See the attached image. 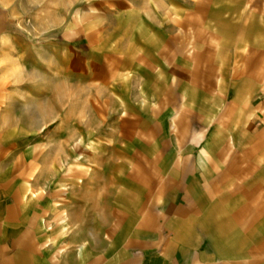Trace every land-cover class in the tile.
Returning <instances> with one entry per match:
<instances>
[{
	"label": "rangeland",
	"instance_id": "1",
	"mask_svg": "<svg viewBox=\"0 0 264 264\" xmlns=\"http://www.w3.org/2000/svg\"><path fill=\"white\" fill-rule=\"evenodd\" d=\"M208 1L223 2L0 0V148L5 144L7 150L0 163L38 203V227L51 253L84 258L110 250L138 215L171 156L144 124L156 119L157 101L143 92V80L152 85L157 72L136 67L126 77L139 82L119 84L116 49L127 56L159 45L165 36L160 25L171 35L176 21L189 20L197 4ZM175 29L191 39L187 25ZM118 38L124 42L118 44ZM170 44L175 38L168 36L161 45ZM121 89L134 97L122 98ZM146 107L152 110L144 114ZM255 120L252 131L264 126ZM218 122L217 117L212 127ZM223 132L219 146L229 141L238 150V133ZM93 156L101 162H92ZM74 162L84 165L83 190L66 176Z\"/></svg>",
	"mask_w": 264,
	"mask_h": 264
},
{
	"label": "crops",
	"instance_id": "2",
	"mask_svg": "<svg viewBox=\"0 0 264 264\" xmlns=\"http://www.w3.org/2000/svg\"><path fill=\"white\" fill-rule=\"evenodd\" d=\"M188 18L174 21L190 27L189 40L162 24L159 45L127 56L116 49L119 84L139 82L126 77L136 67L157 72L152 85L143 80L157 101L156 119L144 124L171 156L125 235L90 257L56 256L39 230L38 203L0 163V264H264V126H249L253 116L264 123V0L208 1ZM167 35L174 45H161ZM232 131L238 150L219 146L220 133Z\"/></svg>",
	"mask_w": 264,
	"mask_h": 264
},
{
	"label": "bare ground",
	"instance_id": "3",
	"mask_svg": "<svg viewBox=\"0 0 264 264\" xmlns=\"http://www.w3.org/2000/svg\"><path fill=\"white\" fill-rule=\"evenodd\" d=\"M29 106H32V105H29ZM5 112V111H4ZM4 130V129H3ZM44 131V130H43ZM42 132V131H41ZM75 131H73L72 132V134H70V136H69V139H68V141L70 142L71 140H73V137H75V133H74ZM9 134V133H8ZM7 134H5V136H6ZM77 153H78V150H76V151H73V152H71L70 153V155L71 156H77ZM79 156V155H78ZM61 159H63V161L61 160ZM64 160H66V158L64 157V154L63 155H61V158H60V161L61 162H64ZM92 162H94V163H96V164H99V161L101 162V160H99V158L97 157V156H93V158H92V160H91ZM12 166H15V164H13ZM13 168V167H12ZM84 165L81 163V162H74V164L72 163H69L68 164V168H67V171H66V173H67V178H69V181L73 184V185H75V186H78V188L80 189V190H83V184L82 183H80V180H82L83 178V175H84V173H85V171H84ZM22 174V173H21ZM93 180H92V183L94 182V183H97L98 182V177H97V175L96 174H93V178H92ZM26 190V189H25ZM95 209V208H94ZM96 210H98V208H96ZM103 213L104 214H106L107 213V210H103ZM72 215L74 216V217H77L78 216V214L74 211L73 213H72Z\"/></svg>",
	"mask_w": 264,
	"mask_h": 264
}]
</instances>
